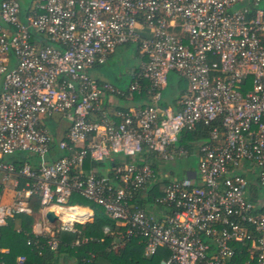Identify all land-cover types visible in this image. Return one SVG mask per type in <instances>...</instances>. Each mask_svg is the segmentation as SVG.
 I'll list each match as a JSON object with an SVG mask.
<instances>
[{"label": "built area", "instance_id": "1", "mask_svg": "<svg viewBox=\"0 0 264 264\" xmlns=\"http://www.w3.org/2000/svg\"><path fill=\"white\" fill-rule=\"evenodd\" d=\"M128 43L144 60L126 95L146 79L150 103L110 109L102 97L119 90L87 70ZM171 72L187 81L175 108L162 104ZM54 114L69 121L56 143L43 125ZM202 125L209 140L192 152L177 145ZM192 156L197 171L181 178L152 165ZM105 161L109 174L88 167ZM0 172L13 188L0 227L37 198L32 232L52 250L60 232L95 217L69 202L77 192L145 257L167 248L165 264H264V0H38L28 12L0 0ZM162 180L158 220L136 197Z\"/></svg>", "mask_w": 264, "mask_h": 264}, {"label": "trees", "instance_id": "2", "mask_svg": "<svg viewBox=\"0 0 264 264\" xmlns=\"http://www.w3.org/2000/svg\"><path fill=\"white\" fill-rule=\"evenodd\" d=\"M140 84V90L147 91L149 81L141 79ZM209 131L210 127L203 125L196 130H184L178 138L177 145L192 152L197 145L209 140ZM23 180H20L21 185ZM166 182V180L160 181L148 189L143 197L137 196L136 202L139 206L145 209L147 203L156 204L155 198L163 195V185ZM1 191L0 184V193ZM69 202L94 207L96 211L94 219L85 224H77L79 233L60 232L58 248L52 250L46 245V237L35 236L32 232L33 217L39 211V203L37 198H31V213L17 214L8 219L6 225L0 227V264H15L19 255L26 257L23 264H83L82 258H91V264H161L162 260L169 257L167 248L159 250L153 257H145L143 245L137 238H131L123 244L118 243L119 240L122 241L121 234L124 232V227L116 224L100 206L93 204L79 193L73 192ZM17 223L19 228L16 227ZM106 226L109 227L108 233H104ZM77 238L87 240L74 245ZM3 248H7L8 252L1 251Z\"/></svg>", "mask_w": 264, "mask_h": 264}, {"label": "crops", "instance_id": "3", "mask_svg": "<svg viewBox=\"0 0 264 264\" xmlns=\"http://www.w3.org/2000/svg\"><path fill=\"white\" fill-rule=\"evenodd\" d=\"M38 4V0H31L29 3H24L22 6L23 12H28V10L35 5ZM130 46L135 47L133 56L137 60V64L127 67L125 73L126 78L120 74L119 77H116L113 73H108L105 71V67H99L98 69L95 68L97 66H101L106 64L112 57H114L116 54L122 55L124 51H127L126 48H129ZM144 60V57L140 55L137 46L134 43H128L124 45H120L116 48V50L106 59V61L102 64H96L92 67H90L87 70V74L92 78L93 80L98 81L99 83H110L114 87H116L119 91L116 93H106L102 97V104L104 107L110 108V109H119V110H127L130 107L134 108H140L150 103L148 92L144 89H141L140 91L134 92L131 97H128L126 95L127 90L129 89V86L132 82L133 74L138 69V67L141 65L142 61ZM127 79L129 81H127ZM187 89V81L184 79H181L177 76L175 72H171L169 74L168 84L166 88L163 90V98L162 103L167 106L176 107V100L177 98ZM66 122V124H64ZM69 122L67 119L62 117L61 114H54L50 117H45L43 121V125L49 130V132L52 134L54 138V142L56 143L57 140H59L66 132ZM64 124V125H63ZM196 159L197 156H192L191 158ZM198 159V158H197ZM188 160V159H187ZM163 160H154L153 165L156 169H159L162 174H172V171L168 172L165 171L162 166H158V162ZM107 165H103L101 163L105 162H90L88 167H92L95 171H97L100 174H109L110 167L112 166V162L106 161ZM98 165H101L100 168H98ZM188 170H191V168H187L186 171H184V175L188 172ZM182 176V177H183ZM180 178V177H179ZM3 181V174L0 172V182ZM163 181V180H162ZM2 185V184H1ZM13 195V188L11 187V183H8L7 186L2 187V191L0 193V201L1 202H8L12 200ZM145 194L142 193L141 197H143ZM164 207L161 205H157L155 203L153 204H146L145 210L153 215L158 220H162L164 217ZM34 223L40 218V212H36L34 215ZM33 223V225H34ZM18 223L16 224V227H18ZM33 225L31 229H33ZM34 230V229H33ZM3 252H8L7 248L1 249ZM20 256V255H19ZM17 256V258L19 257ZM16 258V259H17Z\"/></svg>", "mask_w": 264, "mask_h": 264}, {"label": "rangeland", "instance_id": "4", "mask_svg": "<svg viewBox=\"0 0 264 264\" xmlns=\"http://www.w3.org/2000/svg\"><path fill=\"white\" fill-rule=\"evenodd\" d=\"M18 1L21 3V6H23L25 2L29 3L31 0H18ZM134 48L135 47L133 46L126 48L127 51H124L122 55L116 54L106 64L97 66L95 68L98 69L99 67H103V68L105 67L106 72L111 73V74L113 73L114 75H116V77H119L120 74H122L126 78L125 71L127 67L138 63L136 58L133 56ZM127 81L129 80L127 79ZM64 124H66V122ZM101 164L107 165V162L105 161V163H101ZM159 165L162 166V168L165 171H168V172L172 171V174L169 175L170 178H174V177L181 178L184 175L183 172L186 171L187 168L189 167L192 170L197 171L198 159L197 158L194 159V157L189 158L188 160H185L184 158H180V159L176 158L174 161H159L158 166ZM100 167L101 165H98V168ZM157 171H159V169H157Z\"/></svg>", "mask_w": 264, "mask_h": 264}, {"label": "water", "instance_id": "5", "mask_svg": "<svg viewBox=\"0 0 264 264\" xmlns=\"http://www.w3.org/2000/svg\"><path fill=\"white\" fill-rule=\"evenodd\" d=\"M46 217L48 218V220L50 222H54V220H56V216L54 214V212L52 211H49L47 214H46ZM161 264H165L164 262H161Z\"/></svg>", "mask_w": 264, "mask_h": 264}]
</instances>
